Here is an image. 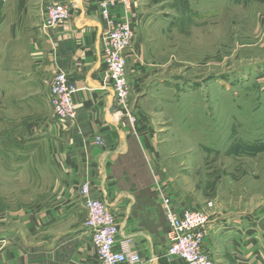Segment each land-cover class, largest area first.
I'll list each match as a JSON object with an SVG mask.
<instances>
[{
  "label": "crops",
  "instance_id": "obj_1",
  "mask_svg": "<svg viewBox=\"0 0 264 264\" xmlns=\"http://www.w3.org/2000/svg\"><path fill=\"white\" fill-rule=\"evenodd\" d=\"M137 2L140 19L142 2ZM51 3H64L70 12L57 28L45 24ZM121 12L119 5L112 9L117 17ZM103 27L100 0H0V95L8 106L32 109L31 122L49 145L52 188L41 202L47 205L27 210L33 237L0 242V264H99L85 225L80 191L86 181L92 196L102 197L116 214L121 239L132 238L153 264H185L165 256L170 227L162 192L170 195L172 182L148 112L136 105L138 136L112 118L114 92L102 58V34L99 41ZM59 69L77 86L76 117L67 122L56 120L50 102ZM96 136L104 145L96 144ZM172 198L179 212L190 206L181 195ZM250 219L246 213L212 212L202 247L213 264H264V230Z\"/></svg>",
  "mask_w": 264,
  "mask_h": 264
},
{
  "label": "rangeland",
  "instance_id": "obj_2",
  "mask_svg": "<svg viewBox=\"0 0 264 264\" xmlns=\"http://www.w3.org/2000/svg\"><path fill=\"white\" fill-rule=\"evenodd\" d=\"M140 2L130 107L148 112L170 195L210 218L246 213L264 230V0ZM31 111L0 95V242L33 237L27 210L51 195L49 145Z\"/></svg>",
  "mask_w": 264,
  "mask_h": 264
},
{
  "label": "built area",
  "instance_id": "obj_3",
  "mask_svg": "<svg viewBox=\"0 0 264 264\" xmlns=\"http://www.w3.org/2000/svg\"><path fill=\"white\" fill-rule=\"evenodd\" d=\"M121 6L120 16L112 9ZM103 18L102 58L113 87L114 122L139 135V114L130 107V87L127 77V52L131 51L139 23L137 0H100ZM70 18L64 3H51L46 7L45 24L58 27ZM77 86L63 70L55 72L50 86V102L54 117L60 122L74 120L76 107L73 96ZM96 144L104 145L101 136ZM85 200V225L90 229L91 241L98 255L99 264H153L154 259L142 256L132 238L121 239L119 221L102 197H93L91 183L81 185ZM162 204L169 223L170 244L166 258H179L185 264H213L203 250L207 226L211 218L206 209L187 207L180 212L174 208L173 198L162 192ZM212 206V204H209Z\"/></svg>",
  "mask_w": 264,
  "mask_h": 264
},
{
  "label": "water",
  "instance_id": "obj_4",
  "mask_svg": "<svg viewBox=\"0 0 264 264\" xmlns=\"http://www.w3.org/2000/svg\"><path fill=\"white\" fill-rule=\"evenodd\" d=\"M102 32H103V30L100 29V33H99V41H100V36H101ZM99 41H98V44H97V48H99ZM99 54H100V53H99ZM99 65H100V63H99ZM259 222H260V225L263 226V228H264V217H262V218L260 219Z\"/></svg>",
  "mask_w": 264,
  "mask_h": 264
}]
</instances>
